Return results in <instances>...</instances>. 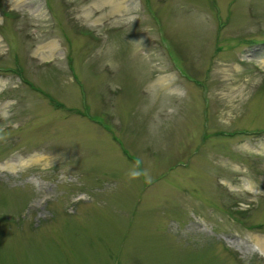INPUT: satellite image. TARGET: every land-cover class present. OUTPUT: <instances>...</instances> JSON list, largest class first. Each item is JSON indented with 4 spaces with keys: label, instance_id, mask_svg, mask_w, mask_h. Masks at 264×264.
<instances>
[{
    "label": "rangeland",
    "instance_id": "obj_1",
    "mask_svg": "<svg viewBox=\"0 0 264 264\" xmlns=\"http://www.w3.org/2000/svg\"><path fill=\"white\" fill-rule=\"evenodd\" d=\"M0 264H264V0H0Z\"/></svg>",
    "mask_w": 264,
    "mask_h": 264
},
{
    "label": "clouds",
    "instance_id": "obj_2",
    "mask_svg": "<svg viewBox=\"0 0 264 264\" xmlns=\"http://www.w3.org/2000/svg\"><path fill=\"white\" fill-rule=\"evenodd\" d=\"M140 164L141 161L139 160L135 161V167L131 169L130 172L128 173L129 177L132 179H137L140 178L141 176H145L147 177L146 182H151V178L150 176H148V173L146 171L140 170Z\"/></svg>",
    "mask_w": 264,
    "mask_h": 264
}]
</instances>
